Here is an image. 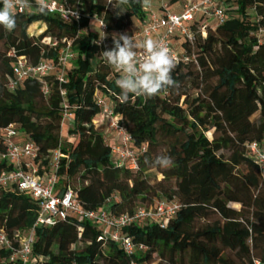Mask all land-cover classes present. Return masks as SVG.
<instances>
[{
  "label": "trees",
  "instance_id": "1",
  "mask_svg": "<svg viewBox=\"0 0 264 264\" xmlns=\"http://www.w3.org/2000/svg\"><path fill=\"white\" fill-rule=\"evenodd\" d=\"M60 1L78 10L82 20L65 23L40 14L30 0L26 13L15 12L13 31L0 26V131L15 125L39 147L41 174L60 149L65 157L56 172L57 194L69 188L87 210L107 207L120 216L161 201L180 208L165 227L141 222L124 228L123 236L147 247L132 256L111 240H99L101 229L91 221L69 216L53 227L37 226L33 264H264V178L245 152L252 142L264 149V0H223L222 25L205 37L198 34L192 45L180 41L196 63L176 64L172 75L179 88L153 98L131 96L127 103L117 98L115 81L122 73L99 55L104 50L97 44L99 22L107 28L105 44L110 48L113 34L136 20L145 22V8L136 0L119 5L122 12L110 8L116 0ZM165 1L171 12L179 11L182 0ZM38 22L46 30L31 36L28 30ZM199 22L197 18L192 27ZM47 38L59 46L53 48ZM63 39L75 52L63 84L50 75L44 83L27 78L9 89L16 58L25 57L35 66L56 63ZM99 96L108 99L132 138L131 149L138 156L135 171L115 165L106 122L95 124L101 114ZM65 110L72 125L63 138ZM4 152L0 140V156ZM158 155L172 157L173 165L162 169L145 163ZM11 169L0 161V172ZM153 171L162 180L152 178ZM39 210V201L15 186L0 191V229L15 249L31 233ZM12 254L0 248V264H13Z\"/></svg>",
  "mask_w": 264,
  "mask_h": 264
},
{
  "label": "built area",
  "instance_id": "2",
  "mask_svg": "<svg viewBox=\"0 0 264 264\" xmlns=\"http://www.w3.org/2000/svg\"><path fill=\"white\" fill-rule=\"evenodd\" d=\"M47 2L50 6L48 13L59 17L65 23H79L84 17L78 10L69 7L60 0H47ZM0 4L2 5V0H0ZM29 8L17 6L15 12L26 13ZM148 11L149 15L140 32L133 34L134 39L142 42L145 39L154 38V40L169 49L175 58L176 64L196 63L193 55L183 51L180 41H186L192 45L198 34L205 37L209 30H214L226 20L223 0H182L178 12H171L166 5H163L158 11L150 9ZM197 18H200V22L193 28L192 25ZM99 24L101 39L97 44L105 49L107 28L104 23L99 22ZM174 37L177 39L173 40ZM46 42L53 48L59 46V42L51 38H47ZM61 43L63 47L59 50L56 63L42 61L35 66L29 64L25 57L16 58L13 66L14 76L9 84V89L15 90L27 78H36L44 83L45 78L50 75H55L58 82L63 84L66 68L69 61L75 56V52L71 42L67 39H63ZM48 91V87L44 85V94H48ZM61 95L65 96L66 92L62 91ZM97 102L101 108V114L95 124L99 125L101 121H107V138L110 132H115L117 135L115 141L108 138L111 142L109 145L111 146L115 165L119 167L127 166L133 171L137 170L138 156L131 149L132 138L130 134L120 125L119 116L114 113V108H112L106 97L99 96ZM71 116V113L65 110L63 125L71 121ZM0 140L5 146V152L0 156V161H6L12 165L11 170L0 172V191L15 186L18 192L32 196L40 203L36 224L29 236L21 240L18 249H15L13 242L0 229V248L12 250L13 254L10 260L13 264H33L36 262L32 258L35 227H53L57 221L66 220L69 216L96 223L101 229L99 240H111L120 245L128 256H132L137 252L145 253L147 247L144 244L135 243L131 237L123 236L122 230L141 222H151L165 227L180 208V205L173 201H161L153 207H139L132 214L120 216L111 215L107 207L100 210H87L82 207L77 195L69 188L57 194L58 176L56 172L60 168V160L65 157L60 149L53 153L48 170L44 169V173L41 174L38 162L39 147L34 142L25 139L15 125H10L1 130ZM245 152L258 165L260 175L264 178V149L258 142H252L246 146ZM254 264L260 263L255 261Z\"/></svg>",
  "mask_w": 264,
  "mask_h": 264
},
{
  "label": "clouds",
  "instance_id": "3",
  "mask_svg": "<svg viewBox=\"0 0 264 264\" xmlns=\"http://www.w3.org/2000/svg\"><path fill=\"white\" fill-rule=\"evenodd\" d=\"M136 2L145 9L150 6V0ZM107 3L111 4L112 0H107ZM127 3L128 0H116V7ZM17 6L26 8L32 4L30 0H2L0 26L8 32L17 26ZM35 7L40 14L50 11L47 0H35ZM99 55L109 67L122 73L115 81L120 89L117 98L121 103H127L131 96L153 98L166 89L179 88V83L172 75L176 67L175 58L167 47L154 39L137 42L133 35L127 33L113 34L112 47L105 48ZM145 163L152 167L168 169L174 161L168 155H158L155 160H146Z\"/></svg>",
  "mask_w": 264,
  "mask_h": 264
},
{
  "label": "rangeland",
  "instance_id": "4",
  "mask_svg": "<svg viewBox=\"0 0 264 264\" xmlns=\"http://www.w3.org/2000/svg\"><path fill=\"white\" fill-rule=\"evenodd\" d=\"M168 3L165 1V0H150V6L148 7V8H146V11H147V9L149 10V9H151V10H153V11H158V10H160L161 9V7L163 6V5H166V6H168L167 5ZM112 10H114V11H116V12H120V9L119 8H117V7H113V6H111L110 7ZM169 8V7H168ZM139 27H140V22H138V21H135V23H133V25L130 27V28H128L127 30H125V31H123L122 33H127L128 35H133V34H137V33H139L140 32V29H139ZM41 28H42V25L40 24V25H34V26H31L30 28H29V30H28V33L31 35V36H35V37H39L42 33H40V31H41ZM44 41H46V39H44ZM138 42V41H137ZM1 49V48H0ZM139 51V50H138ZM106 122V125H107V121H105ZM71 121H68V122H66V124H65V128H64V130H63V132H62V135H63V138H65V136H66V131H67V126L68 127H71ZM206 136L210 139L211 138V132H207L206 133ZM108 143H111V142H109V140H108ZM151 176H152V178H155V180L158 182V181H160V180H162V176L160 175V174H158L157 172H152L151 173ZM140 206H142V207H145L144 205H140ZM157 263V262H156ZM155 263V264H156Z\"/></svg>",
  "mask_w": 264,
  "mask_h": 264
},
{
  "label": "crops",
  "instance_id": "5",
  "mask_svg": "<svg viewBox=\"0 0 264 264\" xmlns=\"http://www.w3.org/2000/svg\"><path fill=\"white\" fill-rule=\"evenodd\" d=\"M150 10H151V9H150ZM146 13H147V17H148V15H149V11L147 10ZM147 17H146V19H147ZM146 19H145V20H146ZM136 21L140 22L139 20H136ZM134 23H135V21H134ZM144 23H145V22H140V27H139V29H141V28L143 27ZM40 24L42 25V28H41L40 33H43V32L46 30V25H45L44 23L38 22V23L33 24L32 26H34V25L36 26V25H40ZM152 39H154V38H152ZM68 128H69V127L67 126V129H68ZM108 138H109V140L115 141V140L117 139V135H116L115 132H110V133L108 134Z\"/></svg>",
  "mask_w": 264,
  "mask_h": 264
}]
</instances>
